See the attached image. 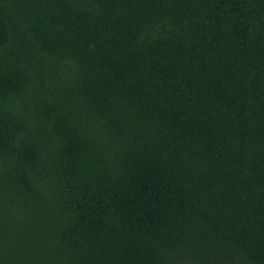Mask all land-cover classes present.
<instances>
[{
    "label": "trees",
    "instance_id": "1",
    "mask_svg": "<svg viewBox=\"0 0 264 264\" xmlns=\"http://www.w3.org/2000/svg\"><path fill=\"white\" fill-rule=\"evenodd\" d=\"M0 264H264V0H0Z\"/></svg>",
    "mask_w": 264,
    "mask_h": 264
}]
</instances>
